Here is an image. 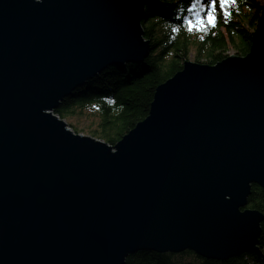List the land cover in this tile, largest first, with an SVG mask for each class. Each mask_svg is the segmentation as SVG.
<instances>
[{
  "label": "water",
  "instance_id": "1",
  "mask_svg": "<svg viewBox=\"0 0 264 264\" xmlns=\"http://www.w3.org/2000/svg\"><path fill=\"white\" fill-rule=\"evenodd\" d=\"M159 0H0V264H124L139 251L224 261L264 215V13L245 56L186 61L113 146L54 114L110 66L149 53Z\"/></svg>",
  "mask_w": 264,
  "mask_h": 264
},
{
  "label": "trees",
  "instance_id": "2",
  "mask_svg": "<svg viewBox=\"0 0 264 264\" xmlns=\"http://www.w3.org/2000/svg\"><path fill=\"white\" fill-rule=\"evenodd\" d=\"M191 4L192 0H159L147 6L141 27L143 38L149 41L148 56L140 63L108 67L65 97L54 114L61 119H80L81 123L76 120L67 126L113 146L147 116L155 88L181 70L192 53L194 62L206 65L223 60L229 51L236 56L248 53L264 1L236 0L226 17L217 0L215 25L190 31ZM200 15L206 16V11ZM245 208L264 215V193L257 185H251ZM260 227L257 248L228 260H207L190 251H139L126 257L124 264H264V220Z\"/></svg>",
  "mask_w": 264,
  "mask_h": 264
},
{
  "label": "snow or ice",
  "instance_id": "3",
  "mask_svg": "<svg viewBox=\"0 0 264 264\" xmlns=\"http://www.w3.org/2000/svg\"><path fill=\"white\" fill-rule=\"evenodd\" d=\"M236 0H219V7L223 14L227 17L230 15L229 6L234 5ZM217 0H207V3L202 0H192L189 11L192 13L193 19H188L189 30L202 29L205 25H215V11ZM206 11V16H201L200 13Z\"/></svg>",
  "mask_w": 264,
  "mask_h": 264
},
{
  "label": "rangeland",
  "instance_id": "4",
  "mask_svg": "<svg viewBox=\"0 0 264 264\" xmlns=\"http://www.w3.org/2000/svg\"><path fill=\"white\" fill-rule=\"evenodd\" d=\"M260 1H264V0H260ZM228 53V56H236L235 55V53L233 52V51H229V52H227ZM227 56V57H228ZM188 61H190V62H194V57H193V53L190 55V57H189V59H188ZM196 63V62H195ZM57 117H59V116H57ZM59 119H61V118H59ZM64 122H65V124H67V123H75L76 122V120H78V122H80L81 123V121H80V119H78V118H75V119H70L69 120V118L68 119H62ZM83 127L85 126V125H82ZM69 128V127H68ZM70 129V128H69ZM71 130V129H70ZM77 134H81V135H83V136H90V135H88V134H86V133H77ZM91 137V136H90ZM93 138V137H92ZM96 139V138H95ZM97 140H99V139H97ZM102 141V140H101ZM258 246V245H257ZM185 251H189V250H185ZM191 252V251H190ZM248 253V252H247ZM172 254V253H171ZM241 255V254H240ZM240 255H238V256H240ZM238 256H236V257H238Z\"/></svg>",
  "mask_w": 264,
  "mask_h": 264
},
{
  "label": "bare ground",
  "instance_id": "5",
  "mask_svg": "<svg viewBox=\"0 0 264 264\" xmlns=\"http://www.w3.org/2000/svg\"><path fill=\"white\" fill-rule=\"evenodd\" d=\"M73 93H74V91H73ZM73 93H72V94H73ZM72 94H71V95H72ZM66 125H67V124H66ZM67 127H68V126H67ZM72 132H73V131H72ZM73 133H74V134H77V133H75V132H73ZM79 135H81V134H79ZM248 253H250V252H248ZM243 254H244V253H243ZM235 257H236V256H235Z\"/></svg>",
  "mask_w": 264,
  "mask_h": 264
},
{
  "label": "clouds",
  "instance_id": "6",
  "mask_svg": "<svg viewBox=\"0 0 264 264\" xmlns=\"http://www.w3.org/2000/svg\"><path fill=\"white\" fill-rule=\"evenodd\" d=\"M36 2H37V3H40V2H42V0H36Z\"/></svg>",
  "mask_w": 264,
  "mask_h": 264
}]
</instances>
